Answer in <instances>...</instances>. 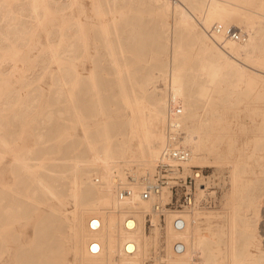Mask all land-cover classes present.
Listing matches in <instances>:
<instances>
[{
	"label": "rangeland",
	"instance_id": "obj_1",
	"mask_svg": "<svg viewBox=\"0 0 264 264\" xmlns=\"http://www.w3.org/2000/svg\"><path fill=\"white\" fill-rule=\"evenodd\" d=\"M169 1L171 10L166 13L165 0H48L49 11L39 9L38 17H33L30 0H0V142L3 140L13 150L0 143V264H50L52 255L61 251L58 235L67 233L74 225L77 204L72 186L75 180L85 179L80 185L82 191L92 186L90 177L97 183L94 185L97 193L108 191L106 185L98 184L99 168L90 161L84 131L70 112L68 72L76 68L83 77L74 90L73 99L88 120L93 118L94 101H100L106 109L107 114L100 116L101 119L113 111L119 112L123 109L117 90L120 73L110 55L112 51L124 66L121 75L129 77L125 84L131 96L134 90L141 94L140 85H143L166 99L169 126L165 125V132L172 128L171 107L183 110L173 104L170 96L171 75L176 68L187 77L195 78V83L189 87L193 98L191 111L196 114L193 122L199 121L202 125L201 133L216 136L212 131L216 115H224L229 121L231 134L221 144V159L202 152L198 157L204 156L207 164L203 167L187 165L200 174L199 207L184 210L174 202L168 208L182 214H200L201 234L208 239L201 249L202 256L194 255V262L231 263V175L232 166L237 164L239 180L234 202L237 264H264V196L258 200L257 217L251 207L264 186V66L261 62L242 59L239 62L237 56H234L237 59L232 57L233 60L247 71L236 64L223 66L222 60L214 57L211 50L228 52L231 41L223 43L210 35L216 23L209 29L202 24L197 14L202 13L207 1ZM95 2L101 4V11L106 13L104 17L97 15ZM176 4L183 8L178 14L174 10ZM191 18L195 22L193 26L184 25V21ZM105 22L109 24V38L103 33ZM228 26L242 31L248 38L244 23L229 22ZM195 31L203 32L204 37H197ZM52 52H57V61L51 57ZM262 53L264 55V44ZM254 71L259 75L250 82L248 74ZM213 101H218L220 108L225 106L224 114L222 111L215 114L209 105ZM118 122V132L127 134L126 119ZM115 123L117 120L109 122L112 134L117 131L113 127ZM179 129L180 138L184 137L185 131L182 127ZM170 131L175 135L174 129ZM167 132L169 141L173 133ZM124 139V148H136L135 140ZM21 151L26 153L31 166L43 162L42 176L63 202L44 196L32 175L15 160V153ZM136 166L135 163L122 166L119 172H113V178L124 172L122 174L130 181L136 170L143 171ZM95 202L99 209L110 210L105 202ZM146 214L150 215L145 217L151 245L145 264H167L168 245L164 236L167 214L160 216L152 211ZM153 218L162 230L158 241H155L157 234L151 223ZM217 229L220 234L211 237ZM253 235L258 237V247L250 245ZM175 241L170 245L171 250ZM248 251L253 256L250 263L246 258ZM67 260L74 262L72 253L67 255Z\"/></svg>",
	"mask_w": 264,
	"mask_h": 264
},
{
	"label": "bare ground",
	"instance_id": "obj_2",
	"mask_svg": "<svg viewBox=\"0 0 264 264\" xmlns=\"http://www.w3.org/2000/svg\"><path fill=\"white\" fill-rule=\"evenodd\" d=\"M73 1L74 0H72V2ZM206 1V5L202 7V13H198L197 15L207 29L211 28L215 23L227 26L229 22L240 21L244 23V28H246V32L248 33V38L243 43L228 42V52L223 53L221 50H211V54L214 57L217 56V59L222 60V65L225 67L236 64L242 70L244 69V71H247L242 64L233 60L232 57L234 56H237L238 60L242 59L250 63L261 62L264 66V55L262 53L264 44V0ZM30 2L33 17H38L37 12L39 9H48V0H30ZM94 8L98 11L97 15L99 17H104L106 15V13L101 11L102 6L99 2H95ZM164 9L166 10V13L168 10H171V2L169 0H165ZM181 9L183 8L177 4L174 7L176 14H178ZM241 11H245V14H242ZM47 14H49V12H47ZM257 21L259 24L258 27H256ZM193 23H195L193 19L184 21V25L186 26H193ZM82 27L84 28V26ZM103 33L106 38H109V24L106 22L103 24ZM195 34L197 37H204L203 32L201 34L200 32L195 31ZM111 50H113V48H111ZM110 55L114 57V64L120 73L117 90L123 100L121 101L123 109L119 112L113 111L112 114H109L106 118H100V116L107 114L105 107L100 101L93 102L92 108L94 114L92 119L88 120L81 113L73 98L74 90H76L83 77L77 72L76 68H72V70L69 69L68 72V75L70 76V91L68 95L71 100L69 101V104L72 107L70 112L73 116L74 122L79 124L84 131V143L87 147L90 161L96 164L99 168L97 176L100 181L98 184L106 185L108 191L105 194L97 193L94 190V185L97 183L94 182V179L91 177L89 180L92 186L86 191H82L80 185L83 184L85 179L83 180L79 178L78 180H75L74 185L72 186V194L77 204V211L74 212L75 214L73 217L74 225L69 228L67 233L62 232L61 235H58V243L61 244V251L55 254L53 252L54 255H52L51 260L49 259L50 264H71L67 260V255L70 253L74 256V262L72 264H145V260L148 257L147 255L151 245V239L146 233L147 221L145 216L148 215L146 213L149 211H152V213L154 212L155 215L157 214L153 210V200H141L139 196L141 187L136 183L128 182L125 178V174H122L124 172L117 175L119 178L118 181H120L123 186L133 189L134 194L130 198L120 200L117 192L116 175L113 178V172H119V169L124 165L126 166L129 163H135L138 168L143 169V171L136 170L134 172V176L137 179L151 175L155 170L162 150L165 149L167 142H169L167 131L171 134L173 132L170 130L173 128L170 130L168 129L165 132V125L168 120L166 99L155 92L149 91L150 88L145 89L143 85H140V89L142 90L141 94H137L134 90L131 96V91L125 84L128 82L129 77L121 75L123 74L122 71L125 70L124 66L116 60V53L112 51ZM51 57L57 61V52H52ZM234 58L237 59L236 57ZM200 70L204 71L205 67ZM250 73L251 74H248V76H250L249 81L253 82L259 74L255 71ZM127 74V76L130 75L129 69L127 70ZM193 83H195V78L187 77L179 68L174 69L171 75L170 96L172 101H174L173 104H178L183 109L182 114L175 117L174 122L179 127H182L186 133L184 137H176V139L185 146H188L192 152V157L185 164V167H203L204 164H207L208 162L204 156L198 157V155L202 152H208L211 156L215 155L216 160H220L222 157V151L220 150L221 144L226 139H229L231 132L229 121L224 115H216L212 120V131L216 133V136L213 137L214 139L210 134L201 133L202 125L199 121L196 124L193 122V117H195L196 114H193L191 111L193 107V98L189 87L190 85H193ZM169 100L171 99L169 98ZM217 102L218 101H213L209 105L212 106L215 114H220L221 111L222 114H224V111H226L225 106L220 108L218 107ZM120 119H126L128 126L127 134L118 132L119 127H117V125L119 126L120 123L118 120ZM112 120H117V123L113 125L117 130L114 134H112L109 126V122ZM72 125L75 126V124ZM124 138L135 140L137 142L136 148H124ZM0 143L11 150V147L3 140H1ZM14 158L24 170L32 175L33 181L46 198L51 196L58 199L60 202H63L62 197L54 190V188H52L49 181H47V178L42 176V171L43 169L45 170L42 161L35 166H31L26 158V153L23 151L15 153ZM78 161L82 162L81 160ZM75 168L78 169V165H76ZM231 176L233 182L231 201L233 204L230 217L231 243L229 259L231 262L230 264H237L238 257L234 245V233L236 228L235 217L237 210L234 202L237 192L236 186L239 180V167L237 164L232 166ZM199 177L200 174H198V178ZM111 189H113V193H110ZM168 195L169 193L164 192L162 194V199L166 201ZM261 196H264V186L256 197V201L251 203V207L255 210L254 213L256 217L259 211L258 200ZM96 200L105 202L106 205L110 206V210L106 211L96 207ZM166 214L167 224L164 228V236L168 245L166 255L167 264H196L194 262V255H199L201 253V249L206 242V239H208L207 236L201 234L200 214L193 212L191 215H188L175 210H168ZM175 216L183 219V229L178 230L175 228L174 221L177 219ZM15 221H12L13 224ZM151 223L152 226L155 227V234H157V239L154 240L158 241L159 238H162V230L160 225L157 224V219L153 218ZM218 225L219 224H217V227ZM218 234H220V232L217 229L216 232H213V234L211 233V237ZM256 236L257 235H253L250 245L258 247L259 242H257L258 237L256 238ZM174 240H177V242L175 241L176 243L182 244L180 250L175 249L176 243L172 246V250L170 249V245ZM49 250L50 249H48V252ZM47 255L49 256V254ZM200 255L202 256V254ZM252 257V254L248 251L246 254L247 263H250L249 260H252ZM43 261H41V263ZM197 264L207 263L205 260L200 261Z\"/></svg>",
	"mask_w": 264,
	"mask_h": 264
},
{
	"label": "built area",
	"instance_id": "obj_3",
	"mask_svg": "<svg viewBox=\"0 0 264 264\" xmlns=\"http://www.w3.org/2000/svg\"><path fill=\"white\" fill-rule=\"evenodd\" d=\"M212 37H217L223 43L231 41L236 43H243L247 40V35L242 31L231 26H223L215 24L209 31ZM182 110L179 107H172L170 109V117L173 119L172 128L175 130V135H170L169 143L165 151L161 154L157 161L154 172L146 177L136 178L130 176V181L138 184L141 187L139 196L141 200H153V210L160 216H165V213L174 202L179 204L178 207L184 210H195L199 207L198 201V174L199 171L193 170L192 167H185V164L191 159L192 152L188 146L178 141L176 137H180V127L174 122L175 117L180 116ZM117 181V192L120 200H125L133 196V189L123 186ZM169 193L168 199H162L163 193ZM181 210V211H184ZM149 215V214H148ZM150 216V215H149ZM176 229L184 228V221L178 217L174 221ZM181 243H176L175 249L180 250Z\"/></svg>",
	"mask_w": 264,
	"mask_h": 264
}]
</instances>
